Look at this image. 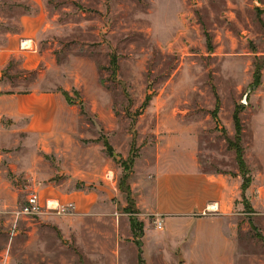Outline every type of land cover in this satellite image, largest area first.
Returning <instances> with one entry per match:
<instances>
[{
  "label": "rangeland",
  "instance_id": "374dc122",
  "mask_svg": "<svg viewBox=\"0 0 264 264\" xmlns=\"http://www.w3.org/2000/svg\"><path fill=\"white\" fill-rule=\"evenodd\" d=\"M26 26L38 61L11 59L0 95L66 91L74 122L47 140L0 119V264H264V0H0V48ZM238 109L245 198L180 221L140 209L132 176L159 154L243 185ZM33 191L77 214L18 216Z\"/></svg>",
  "mask_w": 264,
  "mask_h": 264
},
{
  "label": "crops",
  "instance_id": "0c3cea01",
  "mask_svg": "<svg viewBox=\"0 0 264 264\" xmlns=\"http://www.w3.org/2000/svg\"><path fill=\"white\" fill-rule=\"evenodd\" d=\"M30 31L26 26L24 32L13 36L9 46L0 48V70L14 57L21 60L24 69H29L33 60L38 61V52L21 50L18 44V39H27V44L37 45ZM61 93L0 95V119L11 120L14 128H22L51 140L60 125L68 126L74 122L71 116L75 109ZM183 154L174 159L160 154L150 160L145 159L143 164L140 163L144 170L142 168L139 175L136 165L130 187L134 198H138L139 208L169 222L184 220L208 210L221 213L232 209L242 194L241 180L232 181L203 172L196 154ZM140 161L141 158L138 164Z\"/></svg>",
  "mask_w": 264,
  "mask_h": 264
},
{
  "label": "trees",
  "instance_id": "16d2710c",
  "mask_svg": "<svg viewBox=\"0 0 264 264\" xmlns=\"http://www.w3.org/2000/svg\"><path fill=\"white\" fill-rule=\"evenodd\" d=\"M62 94L65 97V99L68 102V104H72V101L70 99L69 93L66 92V91H63ZM218 108H219V106H218ZM234 124H235V129H236L235 140L232 141L230 139H227V141H228V144H229V148L236 152L237 163L239 165L240 174H241V177L243 179L242 197L245 198V193L251 187L252 181H251V178H250V171L248 169V166H247V163H246V160H245V150H244V148L242 146L243 125H242V121H241V118H240V110L239 109L236 110V112L234 114ZM134 148H132V152H131V155H130L128 161H127V165H125L128 168H130V169L134 168L136 160L138 158L135 155L136 152L134 151ZM130 169H129V171H130ZM128 180H129V176L126 175L125 181H124V185L127 183ZM128 191H130V188L128 189ZM139 226L140 225H138L135 221H132V230H133V233H134L135 236H137L138 229L139 228L141 229V227H139ZM142 254H143V252L140 250L139 251L140 262H141V264H144V260H143Z\"/></svg>",
  "mask_w": 264,
  "mask_h": 264
},
{
  "label": "built area",
  "instance_id": "2783aa9c",
  "mask_svg": "<svg viewBox=\"0 0 264 264\" xmlns=\"http://www.w3.org/2000/svg\"><path fill=\"white\" fill-rule=\"evenodd\" d=\"M54 203L56 205H51L50 201L44 203L38 191H33L28 196L27 201L18 213V216L37 218L51 215L75 216L77 214V207L74 202L62 203L60 201H56ZM157 227L159 230H163V222L158 221Z\"/></svg>",
  "mask_w": 264,
  "mask_h": 264
},
{
  "label": "bare ground",
  "instance_id": "6f19581e",
  "mask_svg": "<svg viewBox=\"0 0 264 264\" xmlns=\"http://www.w3.org/2000/svg\"><path fill=\"white\" fill-rule=\"evenodd\" d=\"M24 46H28V47H29L30 45H29V43H28V44H25ZM212 210H213V209H212ZM214 210H215V209H214Z\"/></svg>",
  "mask_w": 264,
  "mask_h": 264
}]
</instances>
